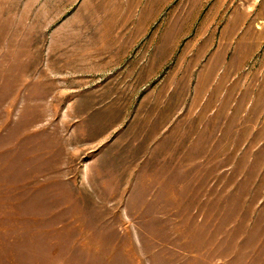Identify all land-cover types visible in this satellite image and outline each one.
<instances>
[{
	"label": "rangeland",
	"instance_id": "374dc122",
	"mask_svg": "<svg viewBox=\"0 0 264 264\" xmlns=\"http://www.w3.org/2000/svg\"><path fill=\"white\" fill-rule=\"evenodd\" d=\"M0 264H264V0H0Z\"/></svg>",
	"mask_w": 264,
	"mask_h": 264
}]
</instances>
